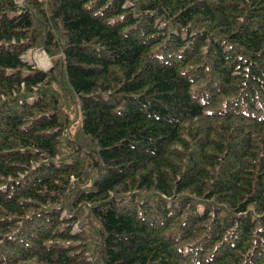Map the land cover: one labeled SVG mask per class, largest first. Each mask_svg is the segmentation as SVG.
Listing matches in <instances>:
<instances>
[{"label": "trees", "instance_id": "trees-1", "mask_svg": "<svg viewBox=\"0 0 264 264\" xmlns=\"http://www.w3.org/2000/svg\"><path fill=\"white\" fill-rule=\"evenodd\" d=\"M0 264H264V0H0Z\"/></svg>", "mask_w": 264, "mask_h": 264}, {"label": "rangeland", "instance_id": "rangeland-1", "mask_svg": "<svg viewBox=\"0 0 264 264\" xmlns=\"http://www.w3.org/2000/svg\"><path fill=\"white\" fill-rule=\"evenodd\" d=\"M25 58L41 69H47L50 66V56L40 49L32 50L25 55Z\"/></svg>", "mask_w": 264, "mask_h": 264}]
</instances>
